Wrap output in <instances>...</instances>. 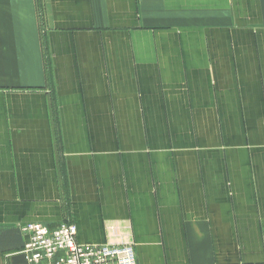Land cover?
<instances>
[{
	"label": "crops",
	"instance_id": "crops-1",
	"mask_svg": "<svg viewBox=\"0 0 264 264\" xmlns=\"http://www.w3.org/2000/svg\"><path fill=\"white\" fill-rule=\"evenodd\" d=\"M42 2L44 42L38 0H0V264L35 221L139 264H264V0ZM47 82L57 112L5 89Z\"/></svg>",
	"mask_w": 264,
	"mask_h": 264
},
{
	"label": "built area",
	"instance_id": "built-area-1",
	"mask_svg": "<svg viewBox=\"0 0 264 264\" xmlns=\"http://www.w3.org/2000/svg\"><path fill=\"white\" fill-rule=\"evenodd\" d=\"M20 231L25 239L21 253L29 264H139L132 241L79 242L78 227L72 222L55 227L27 222Z\"/></svg>",
	"mask_w": 264,
	"mask_h": 264
},
{
	"label": "rangeland",
	"instance_id": "rangeland-1",
	"mask_svg": "<svg viewBox=\"0 0 264 264\" xmlns=\"http://www.w3.org/2000/svg\"><path fill=\"white\" fill-rule=\"evenodd\" d=\"M42 0H38V10L40 12L39 14V21L40 23L38 24V31L40 33L41 39L44 42L43 34H44V29L46 27L44 23V3H41ZM43 5V6H42ZM244 8H240L238 6L235 7L234 11V17L237 20L239 18V15L244 13ZM42 18V19H41ZM242 27H247V23H235L234 24V30L240 29ZM75 84H77L79 87H70L68 91H66L68 94L72 95L74 93L78 92H84V85L81 82H76V80H73ZM7 91L10 93H18V94H26L27 96H38V97H44L46 98L47 101V106L49 107L50 111L57 112L56 108V88L53 85V82H47L46 86L43 88H37V87H17V86H10L8 88H5ZM81 90V91H80ZM51 97H53L55 100L52 101L51 103ZM49 98V99H48ZM81 98V97H80ZM59 112V111H58ZM218 124L217 128L219 127V133L221 132L222 135H224L225 129L222 128V124L226 123V121H216ZM215 127V122L210 121V120H204V121H193V127H192V132L193 136L192 138V143L196 144H208V145H216L219 143V135L218 137H215L212 135L211 131ZM115 128V121L114 120H107V137L111 136V130ZM123 128H127L126 126V121L124 122ZM60 131V129H59ZM219 145L216 146L218 148ZM216 150V149H215ZM187 155H190V152H187ZM211 154V153H210Z\"/></svg>",
	"mask_w": 264,
	"mask_h": 264
},
{
	"label": "trees",
	"instance_id": "trees-1",
	"mask_svg": "<svg viewBox=\"0 0 264 264\" xmlns=\"http://www.w3.org/2000/svg\"><path fill=\"white\" fill-rule=\"evenodd\" d=\"M17 236L13 232L0 234V248L8 245L7 240L16 239Z\"/></svg>",
	"mask_w": 264,
	"mask_h": 264
}]
</instances>
